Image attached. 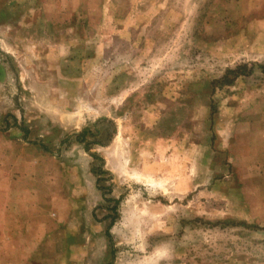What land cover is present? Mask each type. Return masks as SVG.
Returning <instances> with one entry per match:
<instances>
[{
	"label": "rangeland",
	"instance_id": "rangeland-1",
	"mask_svg": "<svg viewBox=\"0 0 264 264\" xmlns=\"http://www.w3.org/2000/svg\"><path fill=\"white\" fill-rule=\"evenodd\" d=\"M0 264H264V0H0Z\"/></svg>",
	"mask_w": 264,
	"mask_h": 264
},
{
	"label": "trees",
	"instance_id": "trees-1",
	"mask_svg": "<svg viewBox=\"0 0 264 264\" xmlns=\"http://www.w3.org/2000/svg\"><path fill=\"white\" fill-rule=\"evenodd\" d=\"M84 133H85V132H84ZM84 133H83V134H84Z\"/></svg>",
	"mask_w": 264,
	"mask_h": 264
}]
</instances>
